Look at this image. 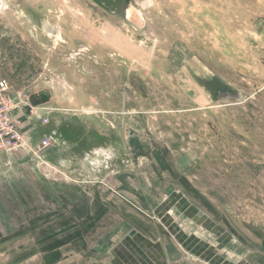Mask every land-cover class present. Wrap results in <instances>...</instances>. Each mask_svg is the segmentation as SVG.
Segmentation results:
<instances>
[{"label": "rangeland", "instance_id": "obj_1", "mask_svg": "<svg viewBox=\"0 0 264 264\" xmlns=\"http://www.w3.org/2000/svg\"><path fill=\"white\" fill-rule=\"evenodd\" d=\"M125 1L0 0V264H264V0Z\"/></svg>", "mask_w": 264, "mask_h": 264}, {"label": "built area", "instance_id": "obj_2", "mask_svg": "<svg viewBox=\"0 0 264 264\" xmlns=\"http://www.w3.org/2000/svg\"><path fill=\"white\" fill-rule=\"evenodd\" d=\"M9 101L10 83L0 78V152L13 153L31 145V136L27 131L29 120L38 119L42 123H48L49 115L43 106L33 105L31 112L24 106L11 109ZM28 113H30V119L27 117ZM51 142V137H43L34 145V150L40 153Z\"/></svg>", "mask_w": 264, "mask_h": 264}, {"label": "water", "instance_id": "obj_3", "mask_svg": "<svg viewBox=\"0 0 264 264\" xmlns=\"http://www.w3.org/2000/svg\"><path fill=\"white\" fill-rule=\"evenodd\" d=\"M122 16L126 21L130 22L139 29H143L146 25V21L141 10L135 5L133 0L129 1L126 8L124 9V13L122 14ZM218 97L223 99H241L243 98V95L240 92L226 90L219 91Z\"/></svg>", "mask_w": 264, "mask_h": 264}, {"label": "flooded vegetation", "instance_id": "obj_4", "mask_svg": "<svg viewBox=\"0 0 264 264\" xmlns=\"http://www.w3.org/2000/svg\"><path fill=\"white\" fill-rule=\"evenodd\" d=\"M129 1H130V0H126V1L124 2V4H123V8H122L123 13H124V9L126 8L127 4L129 3ZM123 13H122V14H123Z\"/></svg>", "mask_w": 264, "mask_h": 264}, {"label": "bare ground", "instance_id": "obj_5", "mask_svg": "<svg viewBox=\"0 0 264 264\" xmlns=\"http://www.w3.org/2000/svg\"><path fill=\"white\" fill-rule=\"evenodd\" d=\"M141 12H142V11H141ZM142 14H143V12H142ZM143 17H145L144 14H143ZM132 26H133V25H132ZM133 27H134V26H133Z\"/></svg>", "mask_w": 264, "mask_h": 264}]
</instances>
